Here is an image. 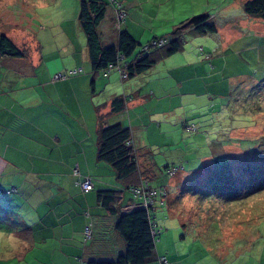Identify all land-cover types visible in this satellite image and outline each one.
<instances>
[{
	"label": "crops",
	"instance_id": "obj_1",
	"mask_svg": "<svg viewBox=\"0 0 264 264\" xmlns=\"http://www.w3.org/2000/svg\"><path fill=\"white\" fill-rule=\"evenodd\" d=\"M143 1L139 5L130 0L119 1L127 13L121 29L127 30L140 45L155 36H168L180 21L197 13L210 14L214 19L217 13L213 14L212 8L219 7L210 0H174V12L160 21V28L148 32L141 28L142 20L157 19L160 7L157 12L153 7L145 12L144 5L149 0ZM110 8L98 25L104 45L118 43L113 5ZM61 20L57 22L63 27ZM216 25L217 31L223 28ZM64 29L63 40L53 34L35 38L27 33L28 40L21 43L26 44V55H0V185L15 189L13 203L19 214L26 209V217L32 219L29 222L38 227L27 234L32 250L37 239L47 241L51 237L59 241L57 251H53L59 264H82L89 259H112L125 250V243L114 228L116 215L110 214L97 198L100 189L122 186L112 168L97 159L100 120L128 127L139 154H148L151 137L164 135L173 142V137L180 134L173 123L178 120L179 111L174 109L180 107V98L174 90L181 92L184 87L185 93H193L195 85L210 80L209 69L221 71L220 67L227 62L216 53L198 54L195 45L204 34L187 30L192 34L179 51L160 58L139 75L122 79L118 71L104 75L91 66L86 37L76 13ZM6 35L21 47L13 34ZM222 42L224 48L227 46L226 40L219 41L217 50H221ZM137 53L133 52L131 58ZM157 64H162L160 75L152 76V68ZM76 67L82 71L52 80L54 74L67 73ZM114 97L123 99V108L112 109ZM195 127L196 124H191L185 128ZM207 158L210 157H200L204 161ZM140 165L151 173L148 175L152 179L157 175L152 165L141 162ZM87 176L93 188L83 191L76 181ZM137 202L126 190L118 199V210H130ZM86 225L91 228L89 238L84 237ZM161 256L169 264H178L175 255L162 252L160 243L155 244L152 259L143 264H160Z\"/></svg>",
	"mask_w": 264,
	"mask_h": 264
},
{
	"label": "rangeland",
	"instance_id": "obj_2",
	"mask_svg": "<svg viewBox=\"0 0 264 264\" xmlns=\"http://www.w3.org/2000/svg\"><path fill=\"white\" fill-rule=\"evenodd\" d=\"M102 1L110 10L111 0ZM131 1L139 5L143 0ZM79 2L0 0V33L13 34L20 46L28 40L27 33L35 38L53 34L63 40L68 19L75 13L78 17ZM210 2L218 3L219 7L214 6L211 12L217 13L214 21L223 28L204 33L195 48L201 56L218 54L227 65L218 72L209 69L210 80L201 86L194 84L191 94L185 93L184 87L181 92L174 90L180 107L174 109L179 111L173 123L180 134L173 137V142L164 135L151 137L149 153L138 155L141 163L152 165L157 173L150 183H164L169 189L166 202L160 204L156 197L152 211L160 229L154 237L155 244L160 243L163 253L175 255L178 264H264V187L233 200L212 191L216 186V177L212 176L225 160L220 154L228 156L225 155L233 174L264 164V87L259 86H264V19L247 15L242 7L244 0ZM173 3L174 0H149L144 5L145 12L151 7L157 12L160 7L159 16L154 20L144 17L141 28L148 32L160 28V21L174 12ZM199 14L202 13L195 15ZM59 17L63 18V27L57 22ZM191 34L185 31L184 44ZM224 40L227 46L224 48L222 42L221 50H217V43ZM20 48L28 51L26 44ZM138 51L140 44L134 53ZM152 69L150 74L159 76L162 64ZM191 124H196L193 130L185 128ZM255 143L254 149L245 146ZM202 156L210 158L204 161ZM166 166L179 170L168 178ZM205 178L207 186L201 183ZM14 190L0 185V264H59L53 254L59 241L54 238L37 239L34 249L30 248L32 241L27 234L37 225L29 222L32 219L26 217V209L19 214L13 203Z\"/></svg>",
	"mask_w": 264,
	"mask_h": 264
},
{
	"label": "trees",
	"instance_id": "obj_3",
	"mask_svg": "<svg viewBox=\"0 0 264 264\" xmlns=\"http://www.w3.org/2000/svg\"><path fill=\"white\" fill-rule=\"evenodd\" d=\"M242 7L247 15L264 19V0H244ZM106 10L107 6L102 0H80L78 22L86 37L91 66L96 71H101L104 74V70L110 64L122 67L125 64L124 72L126 76L122 79L139 75L151 68L160 58L179 51L185 41V31L191 30L198 34L215 33L217 31L216 22L210 17V14L194 15L180 21L168 36H155L148 41L165 38L166 44L160 47H152L147 52L140 50L134 58L127 61L126 58L132 55L138 42L127 30L120 27L118 29V43L104 45L100 38L98 25ZM0 55L24 56L26 50L19 48L5 33H0ZM259 86L260 88L264 87ZM123 107V99L120 97L112 99L113 110L116 111ZM99 124L97 159L107 163L112 168L117 181L122 186L120 188L100 189L97 192V198L110 214L116 215L114 228L123 239L125 250L112 259H89L82 264H143L149 262L154 254L155 238L150 230L147 210L144 207L136 206L121 212L118 210L117 202L124 191H130L133 186L140 183L142 178L148 179L150 183L152 177L148 175L149 173H146L145 169L142 170L141 168L138 156L140 154L133 144L130 129L119 122L106 124L100 120ZM257 144L255 143L249 147L248 145L245 146L254 149ZM256 154L261 156L259 153ZM220 155L225 160L224 163L219 164V171L216 176H212L216 177L213 182L216 186H212L214 194L233 200L246 197L248 194L264 187V164L252 166L248 170L245 169L240 175L233 174L228 163V156L225 154L226 157L223 153ZM171 167L174 166H166L167 169ZM246 174L248 175L246 176ZM206 179L201 181L204 186L209 183L204 181ZM150 185L156 187L151 183ZM163 185L167 184H158V186Z\"/></svg>",
	"mask_w": 264,
	"mask_h": 264
},
{
	"label": "built area",
	"instance_id": "obj_4",
	"mask_svg": "<svg viewBox=\"0 0 264 264\" xmlns=\"http://www.w3.org/2000/svg\"><path fill=\"white\" fill-rule=\"evenodd\" d=\"M111 3L114 7L115 11V26L117 29L121 27V23L124 21L126 17V11L122 7V4L117 1V0H111ZM166 44V39L165 38H159V39H152L150 42H146L145 44H142L140 47L141 51H149L150 48L152 47H160L162 45ZM124 67L125 64L122 66L120 65H112L110 64L108 67H106V70H104V74H108L112 70H117L121 77L124 78L126 76L124 72ZM81 71V68H73L70 69L67 73H62L58 72L54 74L52 80H58V79H64L68 75H75L78 72ZM178 167H171L167 169V174L170 177L175 175V173L178 171ZM77 185L81 188L83 191H89L93 188V183L90 177H85L84 179L77 180L76 181ZM132 195L136 197L139 201L137 204H134L131 206V209L140 206L144 207L147 210L148 217H149V223L151 227V233L154 235V237L158 234L159 230L157 228V223L154 219L155 215H152V211L155 210L156 206V197H159V203L164 204L166 200V196L168 195L169 189L167 185L163 186H151L149 183V180L146 178H142L140 183L136 186H133L130 189ZM91 236V228L90 225H86L84 229V237L89 238ZM160 264H169L168 260L166 259L165 256L160 257Z\"/></svg>",
	"mask_w": 264,
	"mask_h": 264
}]
</instances>
